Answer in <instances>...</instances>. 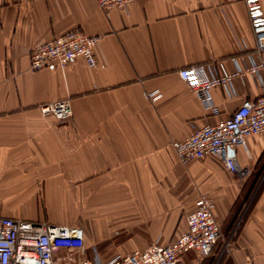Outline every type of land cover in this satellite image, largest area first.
Listing matches in <instances>:
<instances>
[{
	"label": "crops",
	"instance_id": "1",
	"mask_svg": "<svg viewBox=\"0 0 264 264\" xmlns=\"http://www.w3.org/2000/svg\"><path fill=\"white\" fill-rule=\"evenodd\" d=\"M73 29L100 36L95 67L30 71L34 47ZM260 57L244 0H136L108 16L96 0H0V216L79 227L84 257L103 263L173 242L203 193L221 238L176 264H264V134L231 151L242 178L212 155L183 164L172 145L259 95L247 73L230 95L210 90L213 113L178 70ZM66 97L68 120L38 108Z\"/></svg>",
	"mask_w": 264,
	"mask_h": 264
},
{
	"label": "built area",
	"instance_id": "2",
	"mask_svg": "<svg viewBox=\"0 0 264 264\" xmlns=\"http://www.w3.org/2000/svg\"><path fill=\"white\" fill-rule=\"evenodd\" d=\"M136 0H96L106 15L111 9L126 10ZM248 21L259 55L264 54V11L261 0H244ZM100 36L73 29L50 41L36 46L30 54V71L45 68H65L72 60L82 58L89 67L97 65L95 48ZM250 73L256 77L259 95L245 99L225 119L215 124L194 127L185 139L172 143L179 161L186 164L207 155L219 158L226 169L239 177L244 172L239 168L236 156L231 154L238 147L246 148V140L264 134V57L245 69L236 67L231 72L217 74L211 63L190 65L178 70L195 97L215 113L210 90L220 86L230 95L234 79ZM152 99L157 91L149 93ZM44 115H53L59 120L72 116L69 97L38 106ZM195 207L186 217L187 229L167 245L152 243L143 250H133L125 255H116L109 261L96 263L84 257L83 231L79 227L28 221L0 216V264H176L189 251L201 256L208 255L221 238L219 224L214 214V201L207 194H199Z\"/></svg>",
	"mask_w": 264,
	"mask_h": 264
},
{
	"label": "rangeland",
	"instance_id": "3",
	"mask_svg": "<svg viewBox=\"0 0 264 264\" xmlns=\"http://www.w3.org/2000/svg\"><path fill=\"white\" fill-rule=\"evenodd\" d=\"M246 197L249 198L247 206L245 207V209L247 210L249 208L250 204L252 203V183L250 184V188H249L248 193L246 194Z\"/></svg>",
	"mask_w": 264,
	"mask_h": 264
}]
</instances>
